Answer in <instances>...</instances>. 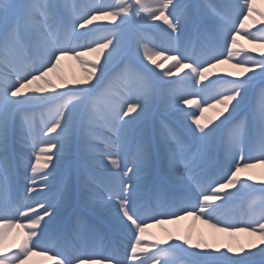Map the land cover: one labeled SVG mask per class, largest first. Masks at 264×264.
<instances>
[{
  "label": "snow or ice",
  "instance_id": "6c2138e0",
  "mask_svg": "<svg viewBox=\"0 0 264 264\" xmlns=\"http://www.w3.org/2000/svg\"><path fill=\"white\" fill-rule=\"evenodd\" d=\"M141 3L128 0L127 7L114 10L82 8L68 0H0V264H28L36 251L51 253L54 264H110L118 249L98 259L73 255L103 243L110 233L129 239L127 259H115V264H161L176 252L187 256L188 264H264V210L237 222L217 214L245 189L259 193L254 200L264 206V180L254 188L247 183L253 179L251 175L242 178L257 164L264 165V58L255 59L250 55L253 50L238 43L243 38L264 47V13H257L261 27L256 32L262 34L256 35L245 31L243 22L256 11L251 0H154L158 7L148 12V18L163 21L170 45L153 54L173 52L164 57L174 62L165 75L189 69L191 74L185 72L180 80L199 85L192 93H179L171 87L175 81L154 79L147 75L151 69L135 67L136 52L124 44L119 29L133 12L140 22L147 23L138 10ZM97 14L112 17L115 30L92 38L102 27L94 24ZM82 38H88L87 42L81 43ZM87 53H95V59H82ZM116 57L119 62L113 64ZM145 57L151 60L147 47ZM64 58L87 64L85 77L69 81L61 75L57 70ZM232 60L242 71L229 73L235 79L223 81L215 95H202L216 82L201 83L209 68ZM121 68L128 71L130 80L119 75ZM50 74H55L58 83ZM102 84L108 98L103 113L98 111L94 96ZM258 86L257 101L237 121ZM190 95L199 99L194 102L187 98ZM53 103L47 130L41 129L43 138L38 140L32 118L23 114L30 106ZM193 104L199 118L182 107ZM209 108L215 115L201 122ZM160 110L168 113L173 123L161 120L153 126L152 117ZM189 119L192 124L187 123ZM66 153L74 162L59 173ZM129 158L131 166L123 163ZM29 167L31 175L27 174ZM211 168H216V173L209 176ZM95 172H102V183L97 182ZM57 174L62 179L59 199L55 203L47 198L36 201V208L24 205L26 210L19 215L27 223H18L11 202L25 191L29 200L42 196ZM193 184L200 187L196 201L186 195L190 190L195 194ZM145 191L162 195L154 202L141 195ZM187 216L217 232L258 235L260 245L215 247L193 243L191 235L170 238L171 243L146 241L150 226L146 221L161 223ZM58 221L63 251L46 242L54 235L49 229ZM17 226L24 229V236L15 250L6 251L5 234Z\"/></svg>",
  "mask_w": 264,
  "mask_h": 264
},
{
  "label": "rangeland",
  "instance_id": "374dc122",
  "mask_svg": "<svg viewBox=\"0 0 264 264\" xmlns=\"http://www.w3.org/2000/svg\"><path fill=\"white\" fill-rule=\"evenodd\" d=\"M73 2L80 5L82 8L91 7V6H104L106 8L110 7L114 10H118L122 6L127 7V5H128V0H68V3H73ZM181 2L188 3V2H192V0H181ZM212 2L213 3H225V2H227V0H212ZM251 3H252L253 8L256 11H254L251 14L249 19L244 20L243 22L246 25L245 31L256 32V29L261 27V16L258 15L257 13H264V0H251ZM157 7H158V5L154 3V0H142V3L138 7V10L140 11L141 15L145 17V19L147 20V23L140 22L139 17H137L135 12H133L129 22L121 25V27L119 29L120 33L123 36L124 44H125V46H128L130 44L131 48L134 49L136 52V55L133 58V63H134L135 67L140 68V69L147 67L148 69H151V72L147 73V75H149L150 77H153L154 79L158 78L159 80L175 81L176 83L173 84L171 87L176 92L183 93L186 91L188 93H192L196 89L199 88V85H195L194 81H192V80H183V81L180 80V77H182L185 72H189V74H191L189 69H182L181 68V71L179 73L173 74V76H171V77H168V76L164 77L163 75L159 74V71H163V70L168 71V69L170 68L172 63H174L171 59H165L164 58L165 56H171L174 53L169 50V51L164 52L162 55L153 54L155 52H159V50L161 48H169V45H170V42L168 41L167 34H166L167 26L163 24V21H151L148 18V12L155 10ZM101 16H103V15L97 14V20L94 21V24L101 25L102 27L98 31L91 34L92 38L100 37V36H106L109 31L115 30L114 25H115L116 21H113L112 17L109 21H107L106 19L105 20L101 19ZM117 19H119V18H117ZM240 19L243 20V17H241ZM237 26H238V24H237ZM89 27H92V26L90 25ZM261 34L262 33H260V32H256V35H261ZM87 40H88V38H82L81 43H86ZM247 41L243 38H240L238 40V43H239V45H242L245 50H253L250 52V55H252L255 59L264 58L261 56V53H264V47H262L261 44L258 43L259 45L257 46V48H260V49H258V50L253 49V47H251L250 44L248 43L249 41L248 42ZM145 47H147V49H148V55H151V60L147 59L146 57H145V59L143 58V54L145 55ZM162 58H163V60H162ZM241 58H243V57H241ZM82 59H84L86 61H92L95 59V53H87L84 57H82ZM152 60H155L156 64H153ZM118 62H119V57H116L112 63L116 64ZM235 63H236V61L232 60V61H228L225 63L217 64L216 67H214V68H209L208 73H206L207 79L205 81H202L201 83L207 84L208 80H213L216 82L209 85V87L201 94L205 95L207 97H211V96L215 95L218 91L221 90L223 81L229 80V79H235V77H230L228 75L230 72H223L221 70V68H225V67H228L229 69L230 68L233 69L232 64L234 65ZM157 65H159V67H157ZM205 66H207V65H205ZM86 67H88L87 64L84 66H81L79 64V62H77L75 59L64 58V59H62L61 64H60L57 71L61 75H63L67 80L73 81V80H80L79 77H81L82 74L86 75V73L84 71V68H86ZM240 71H242V69L238 68V70L235 71L234 73H237ZM112 75L113 74L110 73L109 77L111 78ZM119 75L122 78L127 77L130 80V75H129L127 70H124L121 68L119 71ZM50 78L53 79L54 83L58 82L55 79V74H50ZM219 78H223V79H219ZM107 83H108V79H106V81H105V84H107ZM105 84H102L100 89L98 90V92L96 94H94L95 99H96V107H97L98 111H100L101 113H103V111H105L107 108V99L108 98L105 95ZM259 91H260V89L258 86L256 88V90L251 94L250 101L248 102L246 107L237 116V121H239L242 117H244L249 112V110L252 108L253 104L258 99ZM187 98L194 100V102L199 99V97L195 96V95H190ZM211 102L212 101L209 100V103H211ZM53 107H54V103L48 104V105H33V106H30L26 110V112L23 114V115H28L32 118L33 127L36 129L37 134H38V136H37L38 140L43 138L42 133H41V129H43V131L47 130L45 127V124L47 123V121L49 119L48 113ZM125 107H126V105H125ZM193 110H195V111H193ZM193 110H192V112H195L196 116L199 118L200 113L196 110V108ZM130 115L134 116L135 113H132ZM204 118H207V116H205V114L203 113V118H201V122H203ZM161 120L166 122V123H173L172 117L169 115H166L163 110L158 111L156 113V115L152 117L153 126H155ZM137 123L142 126V122L138 121ZM187 123L192 124L190 119L187 121ZM194 126L195 125H192V127H194ZM231 127L232 126L230 125L229 129ZM229 129H225V132L229 131ZM106 134L109 135L110 133L106 132ZM222 135H223V133H222ZM43 146H44L43 144H38V147H43ZM54 150L55 149H53V151ZM30 153H31V150H29V155H30ZM67 158L71 159L70 164H69V162L65 161V160H68ZM113 158H115V157H113ZM130 160H131V158H129V160H127V162H131ZM41 161L44 162V157L41 158ZM73 162H74V159H73L72 155L70 153H66L63 156L62 160L60 161L59 173H63L65 171V169L69 165H71ZM104 163L107 164V159H104ZM129 166H131V165H129ZM258 168L256 170H259L260 174L264 175V165L259 164ZM29 171L31 172V168ZM215 173H216V168H211V171L208 173V175L212 176ZM94 174L96 175V173H94ZM242 178H246L244 176V174L242 175ZM97 182L102 183L103 179L97 178ZM203 182L205 184L207 183V177L204 179ZM247 183H249L254 188H259L261 186V185L255 186L250 181H247ZM50 185H51L50 189H52V188H54V189L51 193H48V196L45 197L48 200L52 199L57 192H60V189L62 186L61 175L57 174L56 178L51 180ZM212 187H215V185L213 184ZM210 191H211V189L209 188L208 193H206V194H209ZM146 192L147 191L141 193V195L144 196V194H146ZM161 195L162 194L159 192H154L152 195L154 202H155L156 198L160 197ZM199 195H200V187L196 186L195 197L197 198V197H199ZM256 195H259V193H250L249 197L247 198L248 200H246V203L244 202V204H246V214H251V215L256 214L258 216L259 213L262 210H264V206H262L258 200H254V196H256ZM21 197H23L25 201L29 200V199H27V195L24 196V194H23ZM21 197H19L20 200H21ZM32 200H29V201L31 202ZM10 208L12 209V212H14L16 214H19L21 212V210H18V208H16V207L10 206ZM236 211H237V208H231V210L228 211L225 216H223V219L231 221V222L239 221V216L236 214ZM146 222L150 224L152 221H146ZM172 222H174V221H172ZM81 226H83V225H81ZM163 227L164 226L161 227V230H163ZM147 230L150 234H153V230L151 228L148 227ZM193 231H194V228H193ZM223 233H225V232H221V234H223ZM226 234L232 240L235 247L236 246L245 247L243 245V242L237 236V233H226ZM171 237H172V235H171ZM255 237L259 238L258 235H255ZM196 239L198 240V242L207 243L206 240L204 239V237H202V236H200L199 238H196ZM196 239L194 238L195 242H196ZM156 240L157 239H153L152 242H154ZM46 242L49 244V246H51V247L55 246V248L57 250H61V249L57 248V243H58L57 235L54 238L47 239ZM154 250L155 249H153V251ZM61 251H63V250H61ZM85 251H87V250H82L80 252H77V254L83 255V252H85ZM112 252L113 251L110 250L109 254ZM129 252H130L129 250L126 251L123 249V252H121V253L119 252V254L115 256V259L126 260ZM188 260H189V258L184 259V255H182L179 252H176V253H174L173 257H171L170 264H178L179 262H181L179 264H188Z\"/></svg>",
  "mask_w": 264,
  "mask_h": 264
},
{
  "label": "bare ground",
  "instance_id": "6f19581e",
  "mask_svg": "<svg viewBox=\"0 0 264 264\" xmlns=\"http://www.w3.org/2000/svg\"><path fill=\"white\" fill-rule=\"evenodd\" d=\"M101 19H104V16H101ZM248 43L250 44L251 47H253V49H256V50L260 49V48H257V46L259 45L258 43H250V42H248ZM143 58L145 59L144 54H143ZM162 60H163V58H162ZM234 65L232 64L233 69H231V68L229 69L228 67H225V68H221V70L223 72L234 73L235 71L238 70V68L234 67ZM182 69H184V68H182ZM166 72L167 71H165V70L159 71V74L166 77V75H165ZM173 74H176L175 70H173ZM84 77H85V75L82 74L81 77H79V79H83ZM182 107L184 108V110L186 112H188V111L192 112V110L195 109V104H193L191 106L182 105ZM193 111H195V110H193ZM165 114L169 115L166 112H165ZM204 114H205V116H207V118H209V117H213L215 115V112L213 109L209 108V109L204 111ZM31 155H32V153H30V156ZM127 160H129V159L124 160L123 163L127 164L128 166L131 165V162H127ZM108 166H109V168H111V165H108ZM258 167H259V164H257L256 167L251 168L244 173L245 177H247L248 175H251L253 177V179L250 182H252L255 186L260 185V181L264 180V175H261L259 170H256ZM29 170H30V167L28 169L27 174L31 175V172ZM96 173L99 175H103L102 172H100V173L96 172ZM140 176L142 178L143 173H141ZM37 179L39 180V176H37ZM24 183L26 184L27 181H25ZM196 186H197L196 184H193V186H192V189L194 190V192L196 191ZM21 187H23V185H21ZM37 187H39V186H37ZM23 194H24V196H26L27 192H24ZM249 194L250 193L247 191V189L243 190L240 195H238L233 200H231L228 204H226L222 209L219 210V212L217 214L223 218V216H225L227 214V212L231 210V208H237L236 214L239 216V220L243 219V220L247 221L248 219L257 216L256 214L255 215L246 214V204H244V202L246 203V200H248L247 198L249 197ZM97 195H99V194H97ZM186 195H190L193 201H196L198 198V197L197 198L195 197V194L192 195V190H190L188 193H186ZM45 197L46 196H44L41 200H44ZM104 199L107 200V193L104 194ZM145 199H146V197H145ZM37 201H40V200H37ZM114 203H115V198L113 200V204ZM26 204H31V203L29 200L24 201V198L21 197V200L18 198L16 200H14L13 202H11L10 206L16 207V208H18V210H21V212H24L26 210L24 205H26ZM33 207L36 208V205H34ZM84 210L90 217L96 218L95 215L92 214L86 206H85ZM113 210H115V209H113ZM11 213L13 215H15V213L12 212V209H11ZM15 216H16V220L18 223H27V220L20 217L19 214L18 215L16 214ZM149 225H150L149 228H151L153 230V234H150L148 232V230H146V241L149 243H152L153 239L169 240V242L171 243L170 238H175L177 236L183 237L186 235H191L193 243H199L196 238H199L200 236H202V237H204V239L206 240L207 243L212 244L215 247H221L224 245H231V246L235 247L232 240L229 238V236L226 233L221 234V232H217L215 229L210 228L207 224L202 223L201 220H195L191 216H187L184 219L175 220L174 222L169 221V220H164L161 223L151 222ZM162 226H164L163 230H161ZM58 228H59V221L57 222V224L51 226L49 231L51 233H53L54 235L56 233L58 235ZM193 228H194V231H193ZM171 235H172V237H171ZM23 236H24V229H22L18 226L14 227L10 231H8L5 234L4 241H3L5 250L7 251L8 249H12L14 246H17L19 244V242L21 241V239L23 238ZM237 236L243 242V245L245 246V248H247L250 244H256L258 246L260 245L259 238L255 237V235H250L248 232H237ZM194 238L196 239V242H195ZM108 243L110 244L108 250L104 249L105 245ZM128 245H129V239L127 236H121L118 234L110 233L107 240H105L103 243H99V244L94 245L92 247V249H88L85 253H83V255L82 254L79 255L77 253H74L73 255L80 256L81 258H84L85 256H92L93 259H98L100 255H109V251L110 250L113 251L114 248L118 249V251L120 253L123 252V249L126 251L127 250L130 251V248L128 247ZM94 248H95V250H93ZM50 256H51V253L42 254L39 251H36L32 256L29 257L28 264H54V261L50 258ZM186 258H188V257L184 256V259H186ZM170 261H171V258H165L164 260H162L161 264H170ZM179 263H181V262H179ZM73 264H75V261L73 262ZM105 264H109V262H105ZM110 264H115V258L113 259V261L110 262Z\"/></svg>",
  "mask_w": 264,
  "mask_h": 264
}]
</instances>
